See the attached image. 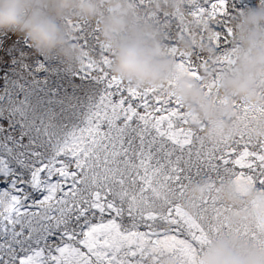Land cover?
I'll list each match as a JSON object with an SVG mask.
<instances>
[{
  "label": "snow or ice",
  "instance_id": "obj_1",
  "mask_svg": "<svg viewBox=\"0 0 264 264\" xmlns=\"http://www.w3.org/2000/svg\"><path fill=\"white\" fill-rule=\"evenodd\" d=\"M125 2L174 64L157 87L113 74L100 29L116 9L63 18L72 65L0 32V264H200L221 241L264 264V102L222 88L239 54L233 21L264 0H175L154 16L153 0ZM181 78L227 111V131L178 97Z\"/></svg>",
  "mask_w": 264,
  "mask_h": 264
},
{
  "label": "clouds",
  "instance_id": "obj_2",
  "mask_svg": "<svg viewBox=\"0 0 264 264\" xmlns=\"http://www.w3.org/2000/svg\"><path fill=\"white\" fill-rule=\"evenodd\" d=\"M49 11H42L36 0H0V32L9 31L25 37L38 55L60 57L66 64H75L80 53L71 47L65 38L62 21L75 13L80 18L94 20L101 7L116 9L115 14L101 18V39L114 52L113 74L138 87H157L175 76L173 62L162 53L159 32L138 18L125 0H46ZM178 5L175 0H153L149 12L156 15L161 11L172 12ZM236 28V43L239 54L236 69L225 78L222 88L225 94L246 100L250 104L261 101L257 94L256 80L264 77V5L252 8L233 21ZM195 31L196 25H190ZM179 47L191 51V40L178 38ZM186 79L176 80L175 92L189 106L207 120L212 129L230 127L226 110L212 108L197 87L189 86ZM223 121V122H222ZM225 199L238 203L231 188L225 190ZM255 200V193L247 197ZM264 214V207L258 210ZM200 264H258L254 254L245 259L233 255L224 242L207 250Z\"/></svg>",
  "mask_w": 264,
  "mask_h": 264
},
{
  "label": "rangeland",
  "instance_id": "obj_3",
  "mask_svg": "<svg viewBox=\"0 0 264 264\" xmlns=\"http://www.w3.org/2000/svg\"><path fill=\"white\" fill-rule=\"evenodd\" d=\"M250 193H252V192H249L248 193V195L250 194ZM198 194V193H197ZM234 195H235V193H234ZM235 197H236V199H237V201H238V203H236V204H239V198L235 195ZM221 242H223V241H221ZM219 243V242H218Z\"/></svg>",
  "mask_w": 264,
  "mask_h": 264
}]
</instances>
